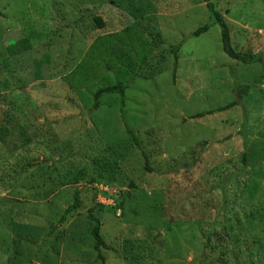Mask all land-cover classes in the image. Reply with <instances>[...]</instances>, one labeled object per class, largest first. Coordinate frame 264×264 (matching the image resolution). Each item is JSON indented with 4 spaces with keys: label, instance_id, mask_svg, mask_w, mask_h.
<instances>
[{
    "label": "rangeland",
    "instance_id": "1",
    "mask_svg": "<svg viewBox=\"0 0 264 264\" xmlns=\"http://www.w3.org/2000/svg\"><path fill=\"white\" fill-rule=\"evenodd\" d=\"M107 1H111L113 7L110 14H106L111 20L109 24L112 27L108 28V31L120 32L134 21L138 13L143 14L141 16H145L150 21H147L148 23L153 22V27L159 31L165 47L180 45L177 66L176 68L171 66L155 78L156 88L150 86L149 82L134 79L131 88L125 93L123 108H120L118 97L106 94L100 100V108L89 114L95 90L113 85L116 81H128L129 76L125 74V69L118 66L112 70L108 69L109 71L105 70L106 72L102 74L105 78H100L92 85L74 92L68 89L62 79H49L50 76L55 77L56 70L53 68L60 64L53 66L45 63L40 68L42 79L22 85L26 83L24 80L17 86L18 77L29 79L30 60H37L40 51L34 50L25 56L21 68L16 69L15 75L18 77L14 75L12 78L10 88L14 87L12 89L14 92L0 91V128L6 124L7 117L14 122L20 121L27 135L46 138L43 150L48 148L51 151L52 146L60 144L58 146L62 155L70 150L77 151L76 149L83 145V138L80 135L85 134L86 138H89L90 146L84 154L97 162L96 175L99 174L98 169L107 168L109 170L107 174L111 173V178L118 188H112L110 185L93 187L85 185L79 188L83 209L63 225L56 224L53 220L56 224V234L57 231L63 232L61 236L63 241L55 244L53 239H49L48 243L51 242V245L47 243L45 247L54 246V250L48 249L47 254L46 251L40 252L46 257L43 258V262L28 256L19 259L25 262L19 263V260L11 262L14 254L21 256L16 252L17 248L13 247L12 242L18 243L21 237L30 235V225L34 228L43 226L44 231L48 232L46 226L49 224L48 215L51 214L55 218L56 214H60L67 207V203L71 204L76 188H63L48 200L49 203L34 202L31 197L36 192L38 196L45 190L42 186L44 183L42 171L33 169L34 182L26 183L23 180L15 182L18 176L13 170L19 171L23 163L26 164L35 156L21 147H17L16 152L9 155L11 144L20 145L17 140L20 131L14 128L18 125L11 123L8 127L13 133L10 136L5 135L0 142V264H101L97 260V253L92 249V240L88 234L90 223L86 216V211L93 209L96 204L105 206L104 210L95 207L93 214L100 220L102 239L107 246L114 249L103 251L105 264H128L126 258L131 254H136L139 259L143 258L133 264H200L197 261L202 260L205 254L199 248L196 249V245L200 243L196 231L202 233L212 230L216 233L224 229H227L224 231L230 235L220 242L221 245L228 246L227 261L248 264L253 255L255 257L254 252L257 249L255 243L262 239V233L258 228L263 225L259 215L252 214L247 217L251 212L246 210L257 209L258 203L264 200V190L259 186L260 183L264 185V170L260 169L264 168L262 1L212 0L230 29L232 47L239 48L237 51L242 50V53L250 51L257 60L261 59L256 64H240L227 57L222 50L220 27L211 23L204 4H196L192 0H4L0 6L4 8L5 20L0 18V30L5 25L18 26V23L26 21L30 23L36 15L42 20L49 21L51 18V21H54L53 25L58 27L61 20L67 19L60 12L57 14V9H65L64 13L73 12V15L79 17L78 11L87 8L93 10L95 7L99 11L94 10V13L100 16L101 8L108 10ZM246 23L247 26H244ZM205 25L209 27L207 32L198 37L192 36L193 32ZM244 28L247 32L240 33L237 30ZM81 33L79 36L78 33L67 34L72 44L70 40L66 44L57 42L52 47L54 53L58 57L62 55V60L65 55L68 59L78 60L81 57V35L84 36L83 39L89 38L84 31ZM94 39H90L91 43ZM91 43L89 41V44ZM66 47L69 48V52ZM63 73L65 76L66 70ZM5 76L0 80L7 77ZM251 84L253 86L248 97L240 98V89ZM34 101H38V104ZM20 102L25 108L24 113L19 111L20 104L17 103ZM231 103L236 105L217 112ZM119 111L124 115L123 118L120 117ZM211 111L215 112L197 120L190 119L191 116ZM8 112L10 114L6 116ZM79 113L87 116V127L83 133ZM124 123L129 129L141 132L144 135V142H141L140 150L131 152L129 147L125 161L120 163L108 152L102 153L101 149L103 144L116 142L120 138L122 142H126ZM238 133L241 135L236 136ZM229 135L233 136L229 142L221 141L223 137ZM144 137L148 139L144 140ZM69 142L72 145L69 146L67 144ZM31 144L34 145L33 141ZM233 146L239 150L235 156L240 158L239 160L231 157L236 161L229 157L225 158L226 150ZM245 146L253 163L256 164L253 168H258L248 172L250 178L258 180L257 191L252 193V196L249 192H241L234 204L235 207L231 205L232 193L220 190L205 194L207 174H210L213 168L224 166L231 174L239 171L234 162L238 164L241 161L242 148ZM34 150L33 146L31 151ZM210 152L215 154L219 161L224 160L220 164L215 163L209 156ZM144 155L149 159L147 165L151 168L150 172L144 167ZM201 157L204 161L207 158L208 167L196 169L194 164ZM169 163L172 164L168 165ZM110 164L116 165L117 169L114 171ZM175 170H179L183 178L179 180V184H171L169 180V174ZM130 182L135 185L133 190L128 188ZM33 187L37 189L28 190ZM92 189L96 193L92 192ZM122 193L126 196L134 194L133 198L128 200L130 202L123 204L124 214L115 202L116 199L118 201L122 199ZM108 195L116 198L111 199ZM260 195L263 200H260ZM223 197L227 203L223 202ZM41 198L38 196V199ZM238 202L242 209H238L240 207ZM21 204H25V207ZM27 205L38 211L37 220L32 216H25L29 213H24ZM111 207L117 208L115 213L108 209ZM130 207H133L131 215L127 210ZM221 207L224 208L223 214L229 218L228 223L216 222V215L221 211ZM154 208L161 210L152 221L153 215L149 211ZM241 213H245V219ZM148 216L149 223L145 221ZM193 221H199V224H194ZM170 223L173 225L167 231V224L170 226ZM138 236L144 248L139 246L138 249L132 244V241H135L132 238ZM192 236L197 239L188 245L187 241ZM234 238H238V241L234 242ZM41 241L42 238H38L39 245L43 243ZM70 244H73L76 253L70 252L69 249H72ZM34 250L32 253L36 252ZM27 251L30 250L24 247L20 250L23 254L25 252L30 254Z\"/></svg>",
    "mask_w": 264,
    "mask_h": 264
},
{
    "label": "trees",
    "instance_id": "2",
    "mask_svg": "<svg viewBox=\"0 0 264 264\" xmlns=\"http://www.w3.org/2000/svg\"><path fill=\"white\" fill-rule=\"evenodd\" d=\"M4 0L0 1V5L3 3ZM196 4H204V6L207 8L210 21L213 24H217L220 27L221 30V40H222V50L224 54L229 57L233 62H237L240 64H250V63H258L261 61V59H258L251 54V52L242 53L241 51L238 52L239 48H233L231 44V37H230V29L227 25V22L225 21L224 17L220 14V12L216 9V5L213 4L212 0H192ZM262 1L263 6V12H264V0ZM108 2V1H107ZM111 1L107 3L108 10L105 11V9L101 11L102 14L100 16L95 11H99L95 7L93 10H89L88 8L85 10L78 11L79 17H76L73 15L74 13H64V10L57 9L56 13L59 12L61 15L66 18L67 20H61V23H58L59 26L55 27L53 25L54 21H51L50 18L49 21L42 20L40 16L36 15L31 19L32 21L30 23L22 22L18 23V26H2V30H0V78L5 76L6 78H3L0 80V91L1 92H11L13 88H10L12 78H14L16 74V69L21 68L25 56H27L29 53L33 52L34 50L40 51V56L37 58V60H30V70L29 72V79L27 80L26 77H18L17 79V86L19 85L21 81L26 80V83H22V85H27L33 81H37L42 79L43 75L40 73V68L43 67V65L46 63L51 64L54 66V64H60L53 68V70H56L55 77H49V79H62L65 83V85L68 87L69 90L78 92L82 88H86L96 81H98L100 78H105V76L102 74L106 72L105 70L109 71L112 70L115 67L121 66L123 69H125V74L129 76L128 81H116L113 85H109L106 87H101L95 90L93 93L92 99H93V105L91 111L88 113L91 114L92 112L97 111L100 108V100L101 98L106 95H114L118 97L120 101V108L124 107L125 104V93L126 91L131 88L132 82L134 79H139V81L142 82H149L150 86L156 88L155 86V78L160 76L164 71H167L171 66L172 68H176L177 62H178V53L180 50L179 46H170L165 47L164 41L161 38V35L159 34V31H156V28L153 27V22L148 23L150 21L147 20L145 16H141L143 14L138 13L134 21H132L129 25L125 26L120 32H111L108 31V28H112L109 23H111V20L108 19V16L106 14H110L111 10L113 9ZM74 4V3H73ZM63 6V5H60ZM2 8V9H1ZM0 9L2 10L0 12V18L5 20L4 18V11L3 7L0 6ZM107 18V19H106ZM153 21L152 19H150ZM69 21H72L69 23ZM148 21V22H147ZM63 22V25H62ZM263 22H264V14H263ZM49 23V24H48ZM48 25H50L48 27ZM54 26V27H53ZM247 26V23L244 25ZM50 28V29H49ZM208 25L203 26L202 28L197 29L195 32H193L192 36L198 37L199 35L207 32ZM264 28V27H263ZM93 29V30H91ZM240 33L247 32L246 29H237ZM54 31V32H52ZM70 31V33H69ZM81 31H84V33L89 37L87 40L83 39V34ZM72 33H81V57L75 61V59H68L65 55L63 60L61 58L62 55H60V60H58V56L54 49L52 48L54 45L63 43L66 44L67 41L71 43V39L67 38V34L72 35ZM97 34V35H96ZM85 35V36H86ZM97 36V37H96ZM95 38V39H94ZM65 39V41L63 40ZM74 39V38H73ZM90 39H94L91 43ZM89 41L91 44H89ZM79 44L78 42H76ZM72 44V43H71ZM236 47V46H235ZM66 50L69 52V48L66 47ZM127 50V51H125ZM260 55V54H259ZM261 57V55H260ZM109 69V70H108ZM66 70V75L64 76V71ZM15 75V76H14ZM261 80H263L264 77V68L263 72L261 73ZM252 84L246 87H243L239 91V97L240 98H246L248 97L250 93V89ZM13 91V90H12ZM41 91V90H40ZM14 92V91H13ZM30 103V99L28 101ZM33 103V101H32ZM34 103L38 104V101ZM20 104L19 111L24 113L25 108L23 107V104ZM236 103H231L230 105H227L223 107L219 111H223L226 109H229L231 107H234ZM122 111V109H121ZM215 111H211L208 113L203 114H197L194 116H191L190 119L197 120L200 118H203L204 115L213 114ZM10 114L9 112L6 113V116ZM120 117L123 118L124 115L119 111ZM25 115V114H23ZM5 116V113H4ZM5 116V118H6ZM79 118L81 120V131L82 133L85 132L87 127V116L83 113H79ZM6 124L0 128V142L2 141V138L5 137V135L10 136L13 131L10 130L8 127L11 123H16L18 126H14L17 130L19 129L20 132L17 134V140L20 142L19 146H16L15 144L12 145V149L10 148L9 155L14 153V151L17 149V147L24 148L26 152L30 153L31 155H34L35 157H32L31 161H28L26 164L23 163L22 166L19 168V171L13 170V173L16 174L18 177L16 178L15 182L19 181H25L27 182H34L32 171L33 169L41 170L42 176L44 178V183L42 184L43 188L45 189L42 191V193L38 196H41V199H38L37 192L31 199L36 202L40 203L41 201H46L43 203H49V199H52L57 192L61 191L63 188L68 189L70 187H76L72 203H67V207L60 213L56 214L55 218L49 214V224L47 231L45 232V227H38L34 228L32 225H30V235L25 232V234H28L27 237H21L19 239V242H12L13 247L17 248V253L21 254L20 257H18L17 254H14L13 257H11V262H15L16 260H19L23 258L24 256L28 257H34L37 258L40 261L43 262V257L40 252L48 253V249L50 251L54 250V246H48L45 247V245L48 243L49 239H53V243L57 244L58 241H63V235L62 230L57 231L56 234V224L63 225L66 223V221L73 217L74 215H77L79 211L83 209L81 200H80V193L79 188L82 186L85 187V185H89L90 187H93L95 185H110L112 188L117 187V184L113 181V178H111V173L107 172L109 171L107 168L98 169L99 174L96 175L95 172V166L97 162L91 160V158L85 156L84 152L89 150V138H86L85 134L80 135L83 138L82 146L75 152H71V150L68 153H65L62 155L61 148H59L58 145H54L51 148V151L47 148L43 150V146L46 143V138L43 136L33 135L34 137H31L30 135H27L25 133V130L20 125V121L14 122L13 119L7 117ZM125 127V136L127 138L126 142H122V138H120L118 141L113 142L111 141L110 144H103V148L101 149L102 153L108 152L110 155H113L115 160H118L120 163L125 161L126 156L128 154L127 150L130 147L131 152L136 149H141V142L143 141V136L141 132L136 130H131L128 128L129 126L124 123L123 125ZM128 126V127H127ZM245 133V130H244ZM81 134V132H80ZM140 135V136H139ZM241 135V134H236ZM246 135V133H245ZM123 137V136H122ZM233 136H225L223 137V140L230 141ZM123 138V140H125ZM148 137H144V140H147ZM50 140V139H49ZM48 140V141H49ZM33 141V144L32 143ZM35 141V142H34ZM144 142V141H143ZM71 142L67 143L70 145ZM124 143V144H122ZM125 143H128V145H125ZM31 144V145H30ZM66 144V143H65ZM66 144V145H67ZM10 145V146H11ZM247 145V144H246ZM35 147L34 151H31L32 147ZM67 148V146H66ZM238 147L233 146L231 149L226 150V156L225 158L229 159L232 156H236L239 152L237 150ZM50 151V152H49ZM16 152V151H15ZM99 152V153H101ZM209 156L212 160L215 161V163L220 164L224 159H221L220 161L217 159V156L215 154L209 153ZM238 160L240 158L235 157ZM207 159V158H206ZM201 157L200 160L196 161L194 164V167L196 169L202 168L203 166L208 167L207 160ZM234 159V158H231ZM88 160V161H87ZM236 161V159H234ZM148 157L144 155V167L149 172L151 171V168L148 167ZM72 162V163H71ZM76 162H81L76 163ZM237 167H239V171L236 174H231L229 169H227L224 166H216L212 169L210 174H207L208 176V182L206 185L205 194H211L214 192H218L220 190L225 191L226 193H232V200L231 205L232 207H235L234 204L237 201V198H239L241 192H249L250 196H252V193H255L258 189V180L250 178V172L252 169L257 170L258 168H253L256 166V164L253 163V159L250 158V153H247L246 146L242 148V154H241V161L234 162ZM79 164V165H76ZM172 163H169L170 165ZM264 164V163H262ZM112 166V169L115 171L117 169L116 165L110 164ZM226 166V165H225ZM233 166V164H231ZM234 166V167H236ZM116 167V168H115ZM185 168V166H184ZM264 170V168H260ZM241 173V174H240ZM28 178V179H27ZM180 179H183L180 171L175 170L171 174H169V180L171 184L178 183ZM210 182V183H209ZM213 183H215L213 185ZM179 184V183H178ZM260 189L263 188L264 185L260 183ZM135 185L133 182H130L128 185V188L133 190ZM37 189L36 187L29 188L28 190L34 191ZM87 190V189H86ZM92 192H95L94 189H92ZM90 191V189H89ZM96 193V192H95ZM220 197L222 194L216 193ZM134 194H130L129 196H126L122 193V199H116V206H118V209H122L124 214V207L123 204L126 202H130L131 198H133ZM145 195V194H144ZM106 197V195H104ZM109 198L114 199L116 197L112 195H108ZM120 196V198H121ZM261 196V195H260ZM108 198V197H107ZM108 198V199H109ZM264 198V196H263ZM262 196L260 200L262 199ZM224 203H227L226 199L222 198ZM52 201V200H51ZM95 203V199H94ZM18 204V203H16ZM238 205L240 202L237 203ZM25 207V204H21ZM225 205H223L224 207ZM238 209H242V206ZM96 209L98 210H104L105 206L102 204H96ZM90 209L86 211V216L89 220L90 227L88 230V234L92 240V249L94 252L97 253V260L101 262V264H105V259L102 256L103 251H110L114 250L113 247L107 246L105 241L102 239L101 236V223L100 220L93 214V211L95 209ZM231 207V206H230ZM133 207H130V209L127 208L128 214L131 215ZM31 209V210H27ZM109 210H112L113 213H115V210L117 208L111 207L108 208ZM221 211L216 215V222L220 221L222 223H228V216L224 215L222 210V207L220 208ZM161 210V208H154L153 210L149 211L153 215L152 221L155 218V215ZM246 210H250V214H248L247 217L254 214L255 216H260L261 222L263 225L258 228L260 233H262V239L259 240V243H255L257 249L254 252L255 257L253 255V258L249 260L248 264H264V200L258 203V208L251 209L246 208ZM239 211V210H237ZM29 212L28 214H25L26 217L32 216L34 220H37V214L38 211L34 207L26 206L24 213ZM77 212V213H76ZM244 212V211H243ZM242 217H244L245 213H241ZM241 217V218H242ZM150 217L148 216L146 218V222H148L147 219ZM245 219V217L243 218ZM56 221L54 223V221ZM151 221V222H152ZM169 222V221H168ZM167 222V223H168ZM192 223H198L199 221ZM173 224L170 223V226L167 224V231H169L170 227ZM227 230V229H224ZM224 230L217 231H208V232H202L196 231L198 233V239L200 243L196 245V249L199 248V250H202L205 254V257H203L202 260H198L200 264H238L237 261H227L228 258V246H223L220 244L221 240H225L226 237H229V233H227ZM254 230V234H255ZM24 234V235H25ZM54 235V237H52ZM201 236V237H200ZM38 238H42L43 243L38 244ZM138 237L132 238L135 241H132V244L134 246H137L139 249V246L143 247V243L139 241ZM197 238L195 236H192L187 241V244H193V242ZM234 242L238 241V238L233 239ZM49 242L48 244H50ZM11 244V245H12ZM186 244V245H187ZM51 245V244H50ZM72 246V249H69L71 253H76V249L73 247V244H70ZM69 245V246H70ZM132 245V250H133ZM28 248V253H21L20 250L22 248ZM232 247V246H231ZM36 248V250H34ZM81 249H83L81 245ZM13 250V248H12ZM32 250L36 251L35 253H32ZM178 253V252H177ZM44 254V255H46ZM130 256V255H129ZM128 260V264L136 263L137 261H140L143 258H140L135 254H131L130 257L126 258ZM21 260H19L20 263ZM25 262V261H21ZM229 262V263H228ZM28 263V262H27ZM247 263V262H246ZM245 263V264H246ZM17 264V263H16ZM31 264V263H28Z\"/></svg>",
    "mask_w": 264,
    "mask_h": 264
}]
</instances>
